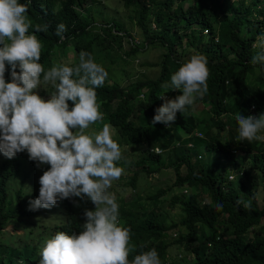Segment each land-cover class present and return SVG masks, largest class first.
Here are the masks:
<instances>
[{
  "label": "trees",
  "instance_id": "obj_1",
  "mask_svg": "<svg viewBox=\"0 0 264 264\" xmlns=\"http://www.w3.org/2000/svg\"><path fill=\"white\" fill-rule=\"evenodd\" d=\"M120 1L133 12L130 20L141 30L140 41L123 23L99 24L91 17L95 0H19L27 4L31 28L47 26L36 35L44 40L48 53L62 52L66 57L68 47H74L75 63L56 66L74 67L79 53L87 51L110 74L123 69L130 58L134 61L153 50L161 54L158 63H142L157 69L156 78L132 76L122 85L108 75L96 89L103 115L97 123L109 124L120 148L127 145L138 155L136 161L117 164L128 170L131 189L137 193L144 173L151 176L169 167L176 174L173 187L145 200L138 195L119 207V224L131 230L129 261L155 248L161 264H176L167 238L181 226L187 232L174 243L183 248L190 264H264V140L239 141L235 119L238 113L251 115L253 107L257 116L264 113V65L251 63L253 56L264 54V0ZM60 24L66 26L63 41L56 35ZM196 54L208 60V91L183 114L178 112L171 128L153 125L160 96L171 94L169 100H174L182 95L163 85H170L171 75ZM52 62L47 55L46 65ZM68 103L71 109L74 105ZM198 131L205 138L193 140L195 147L189 148L182 134ZM200 141L206 143L202 146ZM4 171L0 173V264H31L35 249L3 232L11 224H24L33 214L20 192L14 194L5 185ZM174 188L180 193L172 196L173 205L184 217L168 226L160 204ZM115 196L118 201L119 194ZM140 204L145 205L140 211L128 209ZM85 222L84 212L74 219L79 233Z\"/></svg>",
  "mask_w": 264,
  "mask_h": 264
},
{
  "label": "clouds",
  "instance_id": "obj_2",
  "mask_svg": "<svg viewBox=\"0 0 264 264\" xmlns=\"http://www.w3.org/2000/svg\"><path fill=\"white\" fill-rule=\"evenodd\" d=\"M27 11V4L19 0H0V153L12 159L21 152L25 177L38 191L36 199L20 192L33 214L22 225L9 226L21 227L24 238L37 241L22 245L35 249L31 264H161L155 248L129 261L131 230L119 224V204L115 193L109 191L124 171L117 166L125 163L118 162L121 148L112 138L109 124L97 128V133L87 131L103 120L96 89L103 86L109 73L87 51L79 53L74 67L56 66L67 65L64 58L70 52L75 63L73 46L68 47L66 57L62 52L48 53L44 40L36 35L47 26L31 28ZM65 31L64 24L58 25L56 35L61 41ZM47 55L53 60L48 65ZM251 63L264 65V54L253 56ZM207 65L204 55H192L171 75L170 85L163 87L180 90L182 95L174 100H169L171 94L160 96L153 125L171 128L178 112L183 114L186 106L204 96L208 91ZM68 101L74 105L71 109ZM235 119L239 141L264 140V134L258 135L264 131V113L257 116L253 107L251 115L238 113ZM182 136L189 148L195 147L193 140L205 138L199 131ZM156 153H162L160 148ZM85 197L95 205L94 210H76L78 198ZM216 207L222 210L223 204ZM83 212L86 222L79 233L74 219Z\"/></svg>",
  "mask_w": 264,
  "mask_h": 264
},
{
  "label": "rangeland",
  "instance_id": "obj_3",
  "mask_svg": "<svg viewBox=\"0 0 264 264\" xmlns=\"http://www.w3.org/2000/svg\"><path fill=\"white\" fill-rule=\"evenodd\" d=\"M96 2H93V11L91 13V17H94L99 24L107 23V22H113L116 21L117 23H123L127 30L131 31V33L134 35L135 41H140L141 39V30L136 26L134 22L130 20V18L133 15V12H128L125 8L124 4L120 0H95ZM126 48H129L125 41ZM127 50V49H126ZM72 51L74 52V47H72ZM148 55V56H147ZM161 54L158 51H148L139 57H136L134 61L133 58H130V62L128 65H126L123 69H116L115 71L110 72L109 76L111 77V80H115L118 83L125 85L128 83L129 79L134 76L135 80L136 77L138 78H144L145 76L148 78H156L157 69H151L148 67H144L142 63H158L161 59ZM116 57V55H115ZM58 60H61L59 58ZM64 62L68 64H72L73 62V53L70 52L68 57L64 58ZM108 65V64H107ZM112 70V69H111ZM135 73H139L135 74ZM108 81H110V78H108ZM110 84H112L110 82ZM47 91V89H43ZM41 90V91H43ZM97 128L102 129L99 125H90L88 132L97 133ZM97 129V130H96ZM113 136L115 134V130L112 128ZM201 145L203 146L206 142L200 141ZM136 150L129 147L124 146L121 149L122 159L118 162H133L138 159V155L135 154ZM209 153L206 154V157L209 158ZM1 161H0V173L2 172V169L4 168V174L7 172V177L5 180V185L10 187V190L16 194L18 192H23L26 196L31 197L32 199H36L38 196V191L34 187V182L32 180H28L25 177V164L22 163L19 158H21V152L17 153V155L12 158L8 159L6 158L3 153H0ZM123 174L121 175V179L113 181L112 188L109 189L110 192H113L116 194H119L118 197V204L119 207L123 206L126 207V204L135 198L136 196L140 195L145 200L148 196L157 194L160 189H167L170 187H173L174 182L176 180V174L174 172L173 168L169 167H163L159 171H154V173L149 176L147 174H142L138 183V190L137 193H135L131 187L128 185V175L129 172L126 168H123ZM1 176V174H0ZM184 192V191H183ZM180 189L174 188L170 193H168L165 197L161 199L162 203L160 204V211L167 220V225L170 226L173 223H179L181 219H183L184 215L182 213L181 217V211L179 209V206L174 207L172 202V196L179 194ZM259 199V205L261 206V196L258 197ZM59 206V200L57 202ZM144 204H140L138 206H133L128 209L140 211L142 210ZM76 210L80 209H87V210H94L95 205L91 202V200L87 197H85L83 200L78 198V201L75 206ZM40 219L39 222L42 223L40 216H38ZM51 228V227H50ZM16 228L13 226H8L5 231L9 233L10 236L16 235V241L20 245H23L25 243L30 244H36L37 241L33 238H24V231L21 227ZM54 232V229L51 228L50 233L52 234ZM187 230L182 227L179 228L176 232H174L172 235L170 234L167 238V242L171 243L172 247L169 249L171 257L176 261V264H190V260L188 258V255H186L183 252V248L175 244V240L179 238L181 235H185ZM48 235L46 236V238ZM45 243H43V246Z\"/></svg>",
  "mask_w": 264,
  "mask_h": 264
}]
</instances>
